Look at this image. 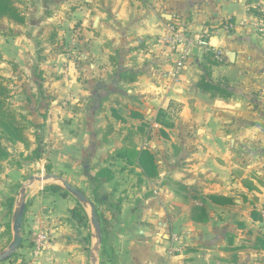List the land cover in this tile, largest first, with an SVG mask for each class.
Returning <instances> with one entry per match:
<instances>
[{
    "label": "crops",
    "instance_id": "0c3cea01",
    "mask_svg": "<svg viewBox=\"0 0 264 264\" xmlns=\"http://www.w3.org/2000/svg\"><path fill=\"white\" fill-rule=\"evenodd\" d=\"M83 1V6L74 4L66 15L68 26L74 31L71 41L80 40L82 51L67 58L66 68H60L59 64L53 68V76L41 68L36 76L45 77L46 82L26 88L30 96L35 92L52 93L57 95L56 101L61 97L72 103V107L67 103L60 106L51 100L52 116L43 121L52 129L51 172L82 188L73 174L90 162L87 157L95 156L96 150L98 157L101 148L97 145L93 149L91 143L88 146L87 136L90 142H98L103 136L100 128L91 133L88 126L97 120V125L103 126L102 118L115 124L109 111L110 102L105 104L107 111H99L107 94H115L125 103V106L114 104L126 119L123 125L140 122L127 115L129 110H136L145 116L150 128L162 126L155 121L162 110L163 121L171 126H163L158 134L151 131L154 142L149 144L159 175L135 183L138 190L147 185L157 195L142 198V213L129 225L125 235H119L115 248L105 253L104 264H233L234 240L250 236L254 228L264 224V33L257 31L262 17L254 8L257 2L264 5V0ZM57 2L60 0H41L42 4ZM45 9L43 5L42 11L35 7L31 12L38 15ZM57 13L58 17L46 14L41 17H54L60 22L62 14ZM23 14L27 25V13ZM1 22L15 27L7 20ZM33 22L30 20L28 28H33L38 37L43 35L47 20L40 26ZM62 24L48 26L56 30L52 32L53 42H57L60 30L66 27ZM171 28L198 35L209 32V48L213 53L219 52L218 58L214 56L218 64L210 78L227 91L226 95L196 85L201 75L199 62L205 51L199 48L196 54L189 52L178 78H170L169 72L178 55L163 38L170 34ZM19 34V40L29 38ZM27 49L19 48V51L30 58L25 53ZM0 51L8 56L19 53L6 46H0ZM20 61L23 65L27 62L25 58ZM24 69L21 76L26 81L37 79L33 70ZM123 72L134 74L135 79L124 81ZM74 124L79 126L76 131L83 133L82 136L76 138L75 130L72 134L70 129ZM3 163V175H6L7 165H12L6 160ZM43 188L37 187L29 194L22 243L16 253L29 255L32 236L38 233L35 231L45 229L49 238L41 252L40 264H88L89 226L80 225L68 215L70 222L57 221L51 229L48 217L54 209L49 205L54 201L59 206L64 196L37 195ZM210 194L231 197L233 203L215 204L208 199ZM76 205L74 200V205L67 207ZM193 206L206 209L209 216L206 223L189 218ZM253 214L260 219H253ZM114 251L118 253L117 261L112 257Z\"/></svg>",
    "mask_w": 264,
    "mask_h": 264
},
{
    "label": "rangeland",
    "instance_id": "374dc122",
    "mask_svg": "<svg viewBox=\"0 0 264 264\" xmlns=\"http://www.w3.org/2000/svg\"><path fill=\"white\" fill-rule=\"evenodd\" d=\"M74 4L77 7L83 6L84 1L70 0L69 2V0H60V2H57V4H42L41 0L40 2H38V0H26L21 3L19 2L18 6L20 7L22 13L24 11L27 13V25H18L12 23L15 27H8L7 25H3V22H1L2 20L7 19L0 20V46H6V48H8L9 50H12L13 47V50L16 51V53L19 52L14 56H8L6 53H2L0 51V76L5 79V84H7L10 88V97L8 99V102L12 107L17 109V118L20 119V116L24 115V118L30 122V125L25 130V135L29 141L28 148H25L22 143H10L5 137H2L1 139V145L7 151V156L5 159L0 160V164L2 165V170L0 172V250L5 248L11 239V232L9 229V215H11V208L15 203V199L17 198L20 183L24 182L27 176L31 173L51 172L50 164L53 150L50 148L52 145L50 132H52V129L50 125H47L43 122L45 121V119H47V117L52 116V114L49 113V111H51V100L55 103L57 102L60 106L67 103L68 107H72V103H69V101L65 98L60 97L58 99L59 101H56L57 95H52V93H49V95H45L43 92H40L39 94L35 92L32 96L27 95L26 88L27 86H31L33 88L38 87L36 86V84L39 83L40 86H42L43 83L46 82L45 77H40L39 75L36 76V72L41 68H44V70L47 71V74H51L50 76H53L55 72L53 71V68H56L58 64L60 68H66L67 58H72V56H74L75 54L78 56L79 52L82 51L83 43L79 39V42L71 41V34H74V31L73 27L68 26L69 20L66 16L70 11V8H72ZM43 5H46L47 8L45 9L44 13L35 15L31 12L35 7L37 9L41 8L42 11ZM262 6V2H257L254 8H256L257 13H259V15L263 18L264 13L260 9ZM55 13L62 14L61 16L63 18L61 17L60 22H58L57 19H54V17L52 19H45L41 17L44 14H46L47 17H58V15H55ZM30 20L34 21L33 24H39V26L41 24H45L44 22L42 23V21L47 20V29L44 33H42L43 35L40 34L39 37L37 35H34L33 28H28V26H30ZM7 22L11 23L8 20ZM62 22H64V26L66 27H64L63 30H60L61 34L57 39V42H53L51 40L52 32H56V30L52 29V27L48 28V26H50V23H60L61 26L63 25ZM19 33L24 34L29 38H27V40H19L17 38L20 35ZM68 33L70 36L68 35ZM76 38L77 37L75 36L73 37V39L75 40ZM53 40L55 41V37L53 38ZM5 42L10 44V47H7ZM25 47L28 48L25 53H28L30 58H28L24 54V51L23 53L19 51V48L24 49ZM19 54L22 55V57ZM112 54L113 52L111 53V56H113ZM11 58L12 62H10ZM22 58H25L26 61L28 58L29 61H27L25 65H23V61H20ZM23 66H25L26 68H30V71L33 70L34 76L37 77V79L30 78L29 81H26V78L21 76V70H25V67ZM34 81L35 83H33ZM162 115L163 114L158 116V118L162 122H164V116ZM143 118H145V116H143ZM38 119L41 121H38ZM102 119L103 126L99 127L97 125V123L99 122L98 120L96 122H92V124L88 126L89 132L91 133L96 132L97 128H100L101 132L103 133V136H101L98 142H90L87 136L88 146L91 143V148L93 149H95L97 145L101 147L99 149L100 151L98 153V157L97 150L95 152V156H86L88 159H90V162L85 164L86 166L80 167V171L74 173L73 175H76V177H78L77 179L82 187L80 189L94 203L101 217L103 219H107L108 221L106 233L105 235H103L104 249L102 251L103 257L101 264H104L107 258L105 253H108V250H110V248H115L114 245L117 243L116 241L119 238V235H125L124 233L126 229H130L129 225L133 221H136L137 216L142 213V198L151 195L156 196L157 194L154 192L153 188L149 189L147 185L144 186V189L138 190L135 187V183L137 182L135 169L127 166L120 159L112 157L114 150L119 148L118 145H122V139L127 135L128 130L137 127L140 122H137V124L133 126H128L123 125V123L118 122V120L116 122L115 119V124L104 118ZM144 120L147 122L146 119ZM109 124L111 126L110 130L108 128ZM146 125V136L144 137V139L140 140L138 139V137L136 138L138 140L139 146H149L150 142L154 140L152 132L155 130V133L158 134L160 128L163 127L160 125H155L151 127V130L149 124ZM71 128L72 129L70 130L72 134L74 133V130L79 131V126H76L75 124L71 126ZM67 129L69 130L68 126ZM76 133L77 134H74L76 138L78 137V135H83V133L82 135H80L81 132L76 131ZM122 134L124 135L122 136ZM153 147L156 148L154 145ZM157 148L159 147L157 146ZM34 150L38 151V154H40L39 157L33 154ZM92 153L88 152V154ZM100 154H103V156L101 157ZM76 156L79 157L78 154ZM5 160L10 161L11 163L9 164H11L12 166H9L7 165V163H5V165H7L8 174L3 175V169L5 168L3 161ZM46 166H49V170L46 169ZM160 166L162 169V163ZM100 168L110 169L112 171V177L107 180L105 174L97 176L96 172ZM39 192L40 193L37 194L39 196L51 194L44 191L43 189H39ZM57 193L60 195L62 194L60 192ZM9 199H11L10 212L8 209ZM68 205L73 206L74 200L67 195L64 196V199L61 201V204L59 206L58 204L54 203V201H51V204L49 206H52V208L54 209V211L52 212L53 215L51 217H48V224L51 229L52 227H55L57 221L60 224H62L63 222H70V218L68 217V215H70L69 209L67 207ZM144 205L145 204H143V206ZM43 211V213H46V210ZM69 225L72 224L70 223ZM68 228L71 229L70 226H68ZM85 230H87V228ZM37 231L48 233V235L45 233L47 236V242L49 238L48 230H36L35 233ZM135 234H139L138 230H135ZM261 234H264V224L260 225L259 229L254 228V232L251 233L250 236H243L239 237L237 240H234V242L236 243L234 250L236 251L234 254H232V258L234 257V260L232 262L233 264H264V249H260L255 246L257 240L256 238ZM33 238L34 237L32 236V240ZM185 242L182 241V244ZM32 246L30 247L31 252L29 255H22L19 251V253H15L10 259L1 262L0 264H40V256L44 246H42L38 250H35L34 248L32 249ZM116 250V252L120 251V249ZM117 256L118 253L116 254L114 251L112 257L115 258Z\"/></svg>",
    "mask_w": 264,
    "mask_h": 264
},
{
    "label": "trees",
    "instance_id": "16d2710c",
    "mask_svg": "<svg viewBox=\"0 0 264 264\" xmlns=\"http://www.w3.org/2000/svg\"><path fill=\"white\" fill-rule=\"evenodd\" d=\"M25 0H0V20L7 19L9 22L22 25L25 22L24 15L18 6V3ZM114 51V50H112ZM111 60L114 61L115 57L111 56ZM218 64V61L214 58V53L212 50H205L202 52L201 60L199 62V68L201 70V75L196 83V85L206 91L211 93H221L223 95L227 94V91L219 84L213 83L211 81V73L213 67ZM121 78L124 81H133L135 75L130 72H123ZM10 97V88L5 84V79L0 76V160L5 159L7 156V151L1 145L2 137H5L10 143H22L25 148L29 147V141L25 135V130L30 125V122L24 118V115L17 118L16 108L12 107L8 102ZM106 102L111 103L109 111L111 116L118 120L120 123H125L126 119L118 113L116 105H123L125 103L120 102L119 98L115 94H107L105 98L102 99L99 110L102 112L106 111ZM162 114V110H159L155 121L160 123L162 126L170 127L171 124L168 122H162L158 116ZM129 117L134 119H140V124L137 127L128 130L127 135L122 139V145L114 150L112 157L120 159L127 166L133 169H138L136 172L137 181L152 180L158 177V164L154 152L149 146H139L138 140L144 139L146 136L147 123L144 121L143 115L136 110H129ZM109 130L111 129L110 124L108 125ZM166 136V134H164ZM35 156L39 157L37 150L33 151ZM49 170V166H46ZM2 170V165L0 164V172ZM105 174L106 179L112 177V171L108 168H100L97 172V176ZM44 191L49 193H62L61 195H68L61 188L54 185L45 186ZM208 199L219 205H229L233 203V199L228 196L210 194ZM11 199L8 200V209L10 212ZM97 210V208H96ZM98 213V211H97ZM70 216L75 219L80 225L87 227V220L82 211V209L76 205L74 208L69 209ZM99 220L101 222L102 233L105 235L106 227H108L107 219H103L98 213ZM189 218L197 223H206L209 219L208 213L203 206H193L189 211ZM253 219H260L259 216L256 217L253 214ZM8 227V226H7ZM255 246L260 249H264V234H261L256 238ZM104 241V240H103Z\"/></svg>",
    "mask_w": 264,
    "mask_h": 264
},
{
    "label": "water",
    "instance_id": "95a60500",
    "mask_svg": "<svg viewBox=\"0 0 264 264\" xmlns=\"http://www.w3.org/2000/svg\"><path fill=\"white\" fill-rule=\"evenodd\" d=\"M168 17V16H167ZM196 54L197 47L188 50ZM49 185L58 186L70 195L82 209L89 226L88 264H101L104 249L101 222L94 203L78 187L65 177L52 172L31 173L24 182L20 183L17 198L11 208L10 232L11 239L5 248L0 250V263L10 259L20 248L22 243L23 217L29 194L37 187Z\"/></svg>",
    "mask_w": 264,
    "mask_h": 264
},
{
    "label": "built area",
    "instance_id": "2783aa9c",
    "mask_svg": "<svg viewBox=\"0 0 264 264\" xmlns=\"http://www.w3.org/2000/svg\"><path fill=\"white\" fill-rule=\"evenodd\" d=\"M261 11L264 13V5L260 8ZM257 31L264 33V17L257 25ZM209 32L204 31L203 34H191L182 29H173L171 28L170 34L166 35L163 40L164 42L177 52L178 58L175 61V64L171 71L169 72L170 78L172 80H176L183 69L187 56L189 55V51L192 47H197L200 50H209ZM213 50V49H212ZM219 52L214 50L215 58H218ZM47 240V236L44 232L40 231L36 233L32 242L33 248L35 250L40 249L44 246Z\"/></svg>",
    "mask_w": 264,
    "mask_h": 264
},
{
    "label": "clouds",
    "instance_id": "9594fccd",
    "mask_svg": "<svg viewBox=\"0 0 264 264\" xmlns=\"http://www.w3.org/2000/svg\"><path fill=\"white\" fill-rule=\"evenodd\" d=\"M213 43H215V41H213Z\"/></svg>",
    "mask_w": 264,
    "mask_h": 264
}]
</instances>
